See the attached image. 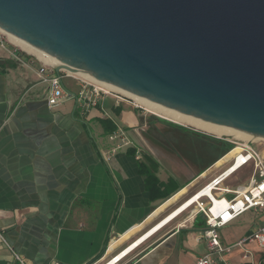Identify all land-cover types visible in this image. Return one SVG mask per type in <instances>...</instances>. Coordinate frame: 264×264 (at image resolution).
Wrapping results in <instances>:
<instances>
[{
    "label": "crops",
    "instance_id": "0c3cea01",
    "mask_svg": "<svg viewBox=\"0 0 264 264\" xmlns=\"http://www.w3.org/2000/svg\"><path fill=\"white\" fill-rule=\"evenodd\" d=\"M7 51L0 56V233L5 239L0 237V264H19L15 253L28 264H108L200 189L179 203L202 173L179 182L182 187L169 198L154 199L146 169L159 166V160L140 148L153 118L114 97L86 113L75 98L50 107L44 78L57 74L55 68L35 54ZM67 77L66 89L78 96L80 82ZM97 123L103 127L96 129ZM111 124L124 129L136 146L112 153L108 141L100 145L97 139ZM188 210L118 264H195L207 252L201 239L206 220L198 210L186 216ZM261 226L264 209L248 210L223 227L242 228L244 235L235 242L222 235L223 244L233 248L217 255L215 264L264 262L258 245H236Z\"/></svg>",
    "mask_w": 264,
    "mask_h": 264
},
{
    "label": "water",
    "instance_id": "95a60500",
    "mask_svg": "<svg viewBox=\"0 0 264 264\" xmlns=\"http://www.w3.org/2000/svg\"><path fill=\"white\" fill-rule=\"evenodd\" d=\"M0 28L57 74L264 139V0H0Z\"/></svg>",
    "mask_w": 264,
    "mask_h": 264
},
{
    "label": "built area",
    "instance_id": "2783aa9c",
    "mask_svg": "<svg viewBox=\"0 0 264 264\" xmlns=\"http://www.w3.org/2000/svg\"><path fill=\"white\" fill-rule=\"evenodd\" d=\"M1 31V29H0ZM0 46L8 49L0 33ZM16 48L15 52H18ZM42 61V60H41ZM45 65H49L45 63ZM52 65V64H51ZM53 67L55 65H52ZM63 73L73 75L78 79L81 86V92L78 96H74L69 92L63 82ZM77 73L69 71H61L60 74H55L51 77H45L44 81L49 84L48 104L50 107H57L68 99H76L77 104L82 106L83 112L86 113L89 108L98 106L107 97H114L117 100L130 101L131 98L108 89L98 82H93L87 78L76 76ZM228 140L234 145L230 153L236 152L230 158V164L222 172L216 175L206 185L214 186L212 192L214 197L203 196L200 198L197 214H202L206 220V228L201 236V239L206 241L207 252L198 258L195 264H215L217 255L230 252L233 246H225L222 242L220 229L227 226L239 216L251 209H264V156L263 152L256 148L255 142L251 139H232V136H227ZM232 137V138H230ZM110 139L117 141V146L112 149V153H117L121 149L135 147L136 145L129 138L127 132L122 128H117L110 134ZM137 148V147H136ZM254 166L253 174L249 183L244 187L229 188L223 186L233 174L249 165ZM236 168V169H235ZM204 187V186H203ZM217 187L219 189H217ZM217 191L223 192V195H218ZM232 194V197L226 196ZM203 199H207L204 201ZM0 237H4L0 233ZM256 243L264 249V226L256 228L252 233L242 239L238 244L243 246L247 243ZM15 258L19 264H28L26 259L20 254L15 253ZM116 258V257H115ZM119 263V262H118ZM117 263V264H118ZM55 264H62L56 262ZM223 264H231L228 261H223ZM252 264H264L262 261H253Z\"/></svg>",
    "mask_w": 264,
    "mask_h": 264
},
{
    "label": "rangeland",
    "instance_id": "374dc122",
    "mask_svg": "<svg viewBox=\"0 0 264 264\" xmlns=\"http://www.w3.org/2000/svg\"><path fill=\"white\" fill-rule=\"evenodd\" d=\"M0 33L7 48H18L20 52H23L26 55H31L34 57L37 56L18 46L7 32L1 30ZM6 52H8L7 49L0 46V56L6 54ZM67 76L68 75L63 73V81L65 84H67L68 82ZM124 102L131 104L132 106H135L138 109L144 111L146 114H148L149 118H153L152 125L149 126L146 131L142 132V137L144 141L142 140V145L140 146V148L151 153L154 157L159 160V166L154 167L152 165H149V168L155 173H160V175H162L164 178L172 177L177 182L185 183L188 180L192 179L194 175H198V173H200V171L204 167H206L217 157V155H219L220 150L215 147L214 140L222 139L227 142H230L227 139V136H232L233 138L230 137L232 139L235 138L243 140L233 135H227L222 137L217 136L196 129L189 125L180 124L167 117L152 112L140 103L135 102L133 99H131L130 101L125 100ZM173 124H176L180 127L174 126ZM97 125L98 127H96V129L103 127V125L101 126L98 123ZM109 135V132L104 131L102 132L100 140H97L100 145H103L105 143L107 144L108 141L110 144L109 150L112 151V149L117 146V141H112ZM129 138L133 141L130 136ZM253 141L255 142L256 148L262 151L264 156V140L260 139ZM133 143L136 144L135 141H133ZM229 153L230 151L227 152L223 157H221L211 167H209L205 173H202L203 176L201 177L200 175V180L197 182V184H195L196 188L192 189L188 196L184 198V200H181V202L179 203L185 201V199L190 197L196 190H198L199 188L201 189L216 175H218L225 168H227L231 162L230 156H228ZM253 171L254 166L252 163H250L249 165L243 167L235 174H233L228 180H226L225 185H229L232 188H236L240 185H246L249 182ZM179 199L177 201H179ZM203 200L206 201L207 199ZM197 209L198 205L195 204L185 213V215L190 217L192 216L193 212L197 211ZM199 219H201V217ZM243 231L244 230H242V228H238L236 230L224 228L220 229V235H223V237L227 238L228 241L235 242L244 235ZM251 244L256 243L253 242Z\"/></svg>",
    "mask_w": 264,
    "mask_h": 264
},
{
    "label": "bare ground",
    "instance_id": "6f19581e",
    "mask_svg": "<svg viewBox=\"0 0 264 264\" xmlns=\"http://www.w3.org/2000/svg\"><path fill=\"white\" fill-rule=\"evenodd\" d=\"M1 29V28H0ZM3 30V29H1ZM4 32H7L6 30H3ZM9 36L14 40V42L20 46L21 48L37 55L42 61L46 63H51L52 65L58 64L59 61L51 56L48 53H45L44 51L30 45L24 40H21L20 38L16 37L15 35L7 32ZM77 75L87 78L93 82H98L102 84L103 86L107 87L110 90H113L117 93H120L122 95H125L131 99H133L135 102L140 103L141 105L145 106L149 110H151L154 113H157L159 115H162L164 117H167L175 122H178L180 124L189 125L196 129L202 130L204 132L214 134L217 136H227V135H233L240 139H252V140H264L263 138L254 136L252 134L228 128L210 121L202 120L200 118L193 117L191 115L184 114L182 112H179L177 110L168 108L166 106H163L159 103H156L154 101L148 100L144 97L138 96L136 94H133L131 92H128L118 86L112 85L110 83H107L105 81L99 80L97 78L92 77L91 75L83 72L78 71ZM235 151L232 153H229L228 156L230 158L235 155ZM236 169V168H235ZM214 188L213 185L209 187H202L199 189L195 194H193L190 198H188L184 203H182L177 209H175L171 214H169L163 221L159 222L155 227H153L151 230H149L145 235H143L141 238H139L134 244H132L129 248H127L123 253L119 254L111 260L108 264H117L120 262L123 258H125L131 251H133L135 248L140 246L143 242H145L147 239H149L152 235H154L156 232H158L160 229H162L165 225L170 223L172 220L177 218L180 214H182L184 211L188 210L190 207L194 206L197 202H199L200 198L203 196H209L214 197V193L212 192V189ZM217 189H219L217 187Z\"/></svg>",
    "mask_w": 264,
    "mask_h": 264
},
{
    "label": "trees",
    "instance_id": "16d2710c",
    "mask_svg": "<svg viewBox=\"0 0 264 264\" xmlns=\"http://www.w3.org/2000/svg\"><path fill=\"white\" fill-rule=\"evenodd\" d=\"M20 55H26L23 52H20ZM174 126L180 127L176 124H173ZM110 131L109 133L114 132L117 127L114 124H111V127H109ZM215 141V147L220 150L219 155L211 162L209 163L206 167H204L199 174L203 173L206 171L209 167H211L214 163H216L221 157H223L227 152H229L233 148V144L231 142H227L222 139H216ZM146 155V152H144V155ZM153 165V164H152ZM155 167V166H154ZM148 179H147V186L148 190L151 193V196L155 199L156 195L160 194V198L162 199H167L169 198L173 193L178 191L182 185L179 184L174 178H169V180L166 183L160 182L157 180L156 173L150 168L146 169Z\"/></svg>",
    "mask_w": 264,
    "mask_h": 264
}]
</instances>
